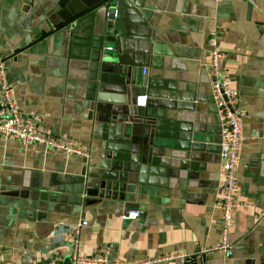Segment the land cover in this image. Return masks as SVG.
I'll use <instances>...</instances> for the list:
<instances>
[{"label":"crops","instance_id":"obj_1","mask_svg":"<svg viewBox=\"0 0 264 264\" xmlns=\"http://www.w3.org/2000/svg\"><path fill=\"white\" fill-rule=\"evenodd\" d=\"M253 1L117 0L109 19L99 0H0V55L17 109L87 152L65 155L0 134V264L66 262L68 234H48L80 220L85 256L264 264V216L255 218L264 211V0ZM213 40L242 112L238 198L254 206L234 216L230 255L200 252L220 236L219 128L204 72ZM130 105L138 123L117 131ZM81 176L117 188L80 193ZM131 210L138 216L123 219Z\"/></svg>","mask_w":264,"mask_h":264},{"label":"built area","instance_id":"obj_2","mask_svg":"<svg viewBox=\"0 0 264 264\" xmlns=\"http://www.w3.org/2000/svg\"><path fill=\"white\" fill-rule=\"evenodd\" d=\"M221 0H214L218 3ZM255 4L253 0H247ZM143 73L145 68H143ZM207 76L210 95L215 107V116L219 128L218 151L219 168L218 192L214 207L220 209L221 217L220 236L217 244L212 248H202L201 253L218 249L226 255H230L232 242L230 231L233 227L234 216L238 211L253 210V204L241 201L238 198L240 188L237 184V169L239 166L240 150L242 144L241 116L242 112L237 105V89L232 79L222 69L221 52L216 42L212 41L208 62L204 66ZM146 96H139L136 105H144ZM0 134L6 138H13L25 146H38L44 150L62 152L65 155L87 156V152L80 148L76 142L69 138L45 134L38 130L35 120L31 116L23 115L16 107L12 87L7 77L6 59L0 55ZM138 216L136 210L122 214L123 219L133 220ZM264 216V211L255 213V218ZM86 221L80 220L75 226H69L63 222L53 224L48 238L56 239L68 234L70 244L69 259L61 264H150L160 261L179 260L189 264V259L184 254H168L160 258L145 260L142 262L123 263L118 260H109L105 255L100 257L85 256L79 252V235ZM107 253V250L104 251ZM46 264H59L55 261Z\"/></svg>","mask_w":264,"mask_h":264},{"label":"water","instance_id":"obj_3","mask_svg":"<svg viewBox=\"0 0 264 264\" xmlns=\"http://www.w3.org/2000/svg\"><path fill=\"white\" fill-rule=\"evenodd\" d=\"M61 2L63 4H65L66 7H70V6H76L77 5V0H61ZM99 3H101L102 5H107V9H108V18L112 19L113 18V13H114V9L115 6L117 4V0H99ZM84 7H78L76 9H69L71 16L75 17L78 14H80L81 12H84L90 8H92L93 6L97 5L96 3H94L92 6H87L86 4H84ZM106 16V18H107ZM111 22L108 21V24H110ZM140 72V70L138 71ZM128 75H129V79L131 84L135 83L136 85H139L140 81L139 79H137L136 75H135V70L134 68H128L127 71ZM137 109L135 107H133L132 105L127 106V111L123 112V114H121L118 117V121H119V125L117 127V131H120L122 129V127L124 126V124L126 123L127 125H132L134 122L138 123L137 118L139 117L137 114ZM101 178H104L103 175H101ZM75 181L79 182V192L80 193H85L87 195L91 194H96L98 193L99 195H104V190L108 191L109 193H114V190H116L117 188V182L112 179L109 180H101L99 181V185H98V189L95 188L94 183L96 182L95 180H92L91 178L88 179L87 176H81V177H77L75 179ZM93 192V193H92Z\"/></svg>","mask_w":264,"mask_h":264}]
</instances>
